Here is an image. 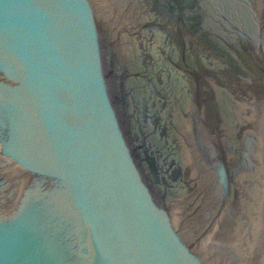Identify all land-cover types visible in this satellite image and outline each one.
<instances>
[{
    "label": "water",
    "instance_id": "1",
    "mask_svg": "<svg viewBox=\"0 0 264 264\" xmlns=\"http://www.w3.org/2000/svg\"><path fill=\"white\" fill-rule=\"evenodd\" d=\"M0 264H264V0H0Z\"/></svg>",
    "mask_w": 264,
    "mask_h": 264
}]
</instances>
